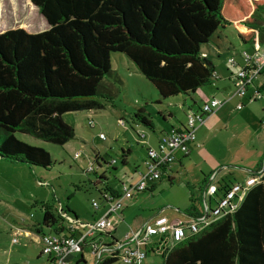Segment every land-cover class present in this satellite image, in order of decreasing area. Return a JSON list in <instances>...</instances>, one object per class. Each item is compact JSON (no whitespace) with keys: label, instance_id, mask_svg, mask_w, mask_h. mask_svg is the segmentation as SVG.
I'll list each match as a JSON object with an SVG mask.
<instances>
[{"label":"trees","instance_id":"1","mask_svg":"<svg viewBox=\"0 0 264 264\" xmlns=\"http://www.w3.org/2000/svg\"><path fill=\"white\" fill-rule=\"evenodd\" d=\"M19 10L23 27L39 11L49 28L0 32V159L44 168L53 164L51 155L15 133L58 145L74 138L62 115L104 107L96 96L113 73L112 52L123 53L165 99L194 93L215 78L202 45L220 26L232 25L245 43L257 34L264 44V24L256 18L264 0H27L10 22L21 17ZM133 117L153 129L142 109ZM252 175L260 177L233 212L165 248L161 264H264V169ZM99 192L118 196L107 182ZM41 206L42 224L57 225L51 204ZM186 212L199 215L193 204ZM63 229L59 224L54 231ZM77 262L84 263L82 254Z\"/></svg>","mask_w":264,"mask_h":264},{"label":"rangeland","instance_id":"2","mask_svg":"<svg viewBox=\"0 0 264 264\" xmlns=\"http://www.w3.org/2000/svg\"><path fill=\"white\" fill-rule=\"evenodd\" d=\"M26 1L0 0V32L23 28L35 33L49 28L39 11L35 12V16L30 15L26 19V23L31 26H22L25 15L20 10L17 12L21 17L14 23L10 22L14 10L24 6ZM256 18L259 24H264V11H260ZM254 48H262L257 34L252 41L245 43L232 25L220 26L209 42L202 45V50L209 54L216 68L227 65V58L232 56L239 60L242 51L247 50L250 53ZM110 60L113 73L104 77L102 92L96 96L104 107L70 111L62 115L63 120L74 128V138L58 145L26 133H15L18 139L46 150L51 155L53 164L44 168L23 163L0 162V264H46V256L41 254L36 227H40L45 234H55L56 226H65L66 222L58 218L59 206L72 217L75 213L81 221H90L95 211L91 201L94 199L100 207L104 204L99 192L104 183L114 185L119 190V184L130 185L139 179V173L145 172L146 150L156 148L158 135L171 126L185 123L190 111L188 109L197 107L193 98L198 101L199 99L194 93L162 99L155 86L123 53L112 52ZM262 75L264 73L254 79L255 85H264ZM252 91L249 90L246 97L240 99V96H237L233 101H229L225 109L233 110L239 99L248 105L247 99L252 95ZM107 96L110 99H107ZM256 100L264 101V88ZM140 109L150 118L153 129L134 119V113ZM89 121L93 125H89ZM209 124L206 129L209 142L203 153L185 167L176 168L172 165L174 178L171 184L163 177L160 181H155L157 187L152 194L140 192L132 199H123L121 203L124 219L117 224V239L124 236L129 221L130 226L139 223L138 216L162 208L163 211L183 212L188 206V196L183 185L202 180L201 171L206 178L226 184L241 180L247 175L248 171L244 170V165L231 160L235 154L243 155L251 148L248 132L241 131L235 138L231 134L234 131L227 129L226 121L222 117L214 118ZM243 124L241 123L240 127ZM100 134L103 137H100ZM142 134L145 138L141 137ZM123 152L128 153L125 154V163L122 162ZM90 164L93 165L94 171L86 173ZM261 164L264 166V161ZM214 175H217L216 179ZM100 176L102 178H99ZM150 182L147 180L148 184ZM149 194V199L142 203L143 209H139L136 201ZM44 202L51 204L52 212L58 220L57 225L47 227L42 224L41 204ZM190 204L199 209L203 207V200L199 197L197 189L194 190V200L192 199ZM104 238L111 239L108 235ZM162 238L163 241L156 244L153 241L146 243L148 252L144 264H161L164 248L171 245L166 235ZM81 254L85 263L77 262ZM67 264H93L90 247L85 246L83 253L73 254ZM112 264L124 263L115 261Z\"/></svg>","mask_w":264,"mask_h":264},{"label":"built area","instance_id":"3","mask_svg":"<svg viewBox=\"0 0 264 264\" xmlns=\"http://www.w3.org/2000/svg\"><path fill=\"white\" fill-rule=\"evenodd\" d=\"M242 64L239 65L233 57L227 59V63L235 68L232 79L234 83V95L246 97L248 88L252 86L254 79L264 70V46L262 49L254 48L250 53L246 50L240 53ZM216 77V75H215ZM261 96L257 88H253L252 95L247 99L252 102ZM223 101L211 98L204 102L200 110H190L183 127H171L162 133L157 142L156 148L146 150L145 172L139 173L140 177L130 185L121 184V192L118 196L104 192V213L102 216L90 223H82L77 218L71 217L67 211L59 206V216L66 225L64 229L55 234H43L40 237L41 254L47 257L46 264H67L73 254L82 253L84 246L90 247V253L94 264L103 262L106 259H116L124 264H143L145 251L139 248L141 243H145L149 237L157 234L170 235L172 243L180 241L185 236V230L190 233L199 231L208 225L214 218L233 212L245 193L255 184L258 175H250L243 182L232 184L219 198L215 207L209 208L206 200H203V211L187 223L180 221L170 222L162 215L155 216L152 220H147L135 232L126 235L123 240L112 239L110 242H103L102 235H109L113 232L114 225L112 216L117 215L122 208L123 199H128L134 193L145 191L148 186L147 180L156 181L160 179L165 168L175 161L176 154H188L189 144L195 140V130L201 125L205 117L220 107ZM242 103L237 104V109H241ZM89 125H93L89 121ZM264 127V119L261 121ZM103 137L102 134L99 135ZM142 138L145 136L142 134ZM78 156V153L75 154ZM114 163V160L112 161ZM93 165L88 166L87 171H92ZM216 191L214 184H208L205 188V195H211ZM239 199V203L235 199ZM94 210L100 208L97 201H91ZM79 232V236L75 233Z\"/></svg>","mask_w":264,"mask_h":264},{"label":"crops","instance_id":"4","mask_svg":"<svg viewBox=\"0 0 264 264\" xmlns=\"http://www.w3.org/2000/svg\"><path fill=\"white\" fill-rule=\"evenodd\" d=\"M258 41H259V39H258ZM260 44L263 48L264 44H262L261 42H260ZM262 48H259V49H262ZM203 53L213 63V61L209 58L210 57L209 54L207 52H205L204 50H203ZM235 60L239 65L242 64L241 56H240L239 60L238 59H235ZM213 65H214V63H213ZM214 69H215L216 77L213 78L206 85L198 88L194 92V96H197L199 99V101H198V100L193 98L195 103H197L196 104L197 107L196 108L190 107L188 110H193V111L200 110L201 105L204 102L209 101L211 98H216L218 100L222 99L221 101H223V104L220 107H218L217 109H215L212 113L208 114L205 117L203 123L196 128L195 140L193 143L189 144L188 154L177 153L175 161L172 162L171 164H169L165 168V171H164L162 177L156 181H160L163 177H166L167 181L171 184L173 181V178H174L173 168L171 167L172 165H174L176 168L185 167L194 158H197L198 156L201 155V153H203L205 146H207V143L209 142V136L207 134L206 129L209 127V125H210L209 123H211V121L217 117H222L226 121V125H227L226 127H228L227 129H230V131H234V132H231V134L235 138L238 136V133L241 131L246 130L248 132V136L250 138V141H252V142L249 141V143H251V148L247 149L246 152L243 153V155L242 154L240 155L239 153L235 154V157L233 158V160H231L234 163L237 161V163L244 165V167H246V168H244V170L248 171V173L241 180H237V181L235 180L231 183L226 184L224 182H222V183L214 182V181H212V179L206 178V175L201 171L202 180H194V182H192V183L187 182L186 184L183 185L185 192H186V195L188 196V206H189L190 201H192V199L194 200V190L197 189V191L199 193V197H201L202 200H206L207 204L209 205V208L215 207L217 205L219 198L222 197L224 191L226 189H228L232 184L238 183V182H243L251 174H254L255 172H257V173L261 172L264 168L263 164H261V162L264 161V127H262V125H261V121L264 119V101L258 102L257 100H254L252 102H247L248 105H245L240 100L241 97L238 96L240 98L239 103L243 104L242 108L237 109L236 106L239 103H236L235 108H233V110L232 109H225V105L229 101H233L237 97V95L233 94L234 93V83H233V79L231 76L235 72V68L231 67L227 63V65L225 64L224 66H222V68H218V66L216 68V66L214 65ZM216 69H217V72H216ZM262 73H264V70ZM261 79L264 80V75H262ZM253 88H258V90L261 93V90H262V88H264V85H262V84L255 85V83L253 82L252 86L248 88V91L249 90L252 91ZM185 123L178 125V126H175V127H183L185 125ZM241 123H244L242 127H240ZM171 127H174V126H171ZM160 135L161 134L158 135V138ZM248 145L250 146V144H248ZM206 152H205V154H206ZM125 161H126V159H125ZM0 162H9V161H5L3 159H0ZM10 164H18V163H12L11 162ZM214 178L216 179L217 175H214ZM121 184H119V190L114 185H111V184H109V185L112 186L113 188H115L118 191V193H120L121 192ZM146 184H147L148 188L145 191H140V192H149L152 194L153 191L157 187V183H155V181H151L149 184L146 182ZM208 184H214L216 186V191L211 195L203 196V192H204V190ZM140 192L134 193L133 196H135L136 194H138ZM133 196L131 198H128V199H132ZM149 196H150V194L144 195V196L140 197L139 200L136 201V204H138L137 207L139 209H143V208H141L142 203H144L145 200L149 199ZM235 201L239 203V199L236 198ZM103 205L98 210L94 211V215L92 216V219L90 221H87V222L81 221L78 218V216H76L75 213H73L74 214L73 218H77L82 223L93 222L94 220H96L97 218H99L100 216L103 215L104 210H105V207ZM188 206L185 208V210H183V212H181L179 210H174V211H172V210L171 211H165L164 210L163 211L164 208H162L160 210H155L152 213H146V214H144V216H138L137 220L139 223L136 225L130 226L131 222L129 221L126 233L124 234V236L121 239H117V237L115 236L117 224L122 222L124 219V216H122L123 211L121 208V210H119L117 215H114L111 218V220L113 221V225H114L112 236L115 240H123V239H125L127 234L137 231L142 226V224L144 222H146L147 220H152L157 215H162V216L167 217V219L170 222L180 221L182 223H187L188 221L193 219L192 216L186 212V209L188 208ZM202 211H203L202 206L200 209L197 208V212L199 214ZM36 231H37V233H39V242H40V237L45 233H43V231L40 227H38V228L36 227ZM185 233L187 234L190 232H189V230L186 229ZM75 235L79 236V232H76ZM164 235H166L169 238L170 243L173 244L171 241L170 235L168 233H166V234L152 235L151 237L148 238V240L145 243H141L139 245V248L141 250H144L146 253L145 258L147 256V252H148L146 243L148 241H153V243H155V244L158 241L162 242L163 241L162 237ZM155 236L158 237V239ZM104 237H105V235H102V237H101L103 239V242L106 243V242L112 241V238L109 240H106ZM157 249L158 248L156 246V250ZM82 256H83V254H82ZM46 260H47V257H46L45 261ZM84 263H85V260H84ZM93 264H94V260H93ZM143 264H144V260H143Z\"/></svg>","mask_w":264,"mask_h":264},{"label":"water","instance_id":"5","mask_svg":"<svg viewBox=\"0 0 264 264\" xmlns=\"http://www.w3.org/2000/svg\"><path fill=\"white\" fill-rule=\"evenodd\" d=\"M263 169H264V168H263ZM204 192H205V190H204ZM204 192H203V193H204Z\"/></svg>","mask_w":264,"mask_h":264}]
</instances>
